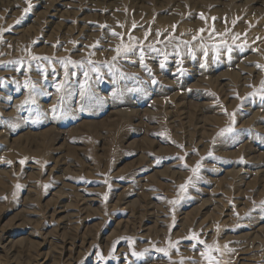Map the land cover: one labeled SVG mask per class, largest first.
<instances>
[{"label": "rangeland", "instance_id": "374dc122", "mask_svg": "<svg viewBox=\"0 0 264 264\" xmlns=\"http://www.w3.org/2000/svg\"><path fill=\"white\" fill-rule=\"evenodd\" d=\"M262 89L264 0H0V264H264Z\"/></svg>", "mask_w": 264, "mask_h": 264}, {"label": "bare ground", "instance_id": "6f19581e", "mask_svg": "<svg viewBox=\"0 0 264 264\" xmlns=\"http://www.w3.org/2000/svg\"><path fill=\"white\" fill-rule=\"evenodd\" d=\"M261 2V1H259ZM56 3V2H55ZM220 9V8H219ZM219 9H215V11H218ZM220 11H223V9ZM216 12H214L213 14H208V15H214ZM223 14H226V12L224 11ZM51 15V14H50ZM227 16H230L229 14H226ZM53 21V20H52ZM161 22L165 23L167 22V20H160ZM228 21V20H227ZM223 36H225L227 38V41H234L235 39V35L233 34V32L229 31L228 33H225ZM224 37V38H225ZM110 115H115V112L113 113H110ZM57 139H60V141H63L65 142V139L64 140H61V138H57ZM140 153V152H139ZM141 155V153H140ZM139 155V156H140ZM244 159H246L247 161H249V163H251V165L253 166V169L252 170H249V171H246V175H255V176H259V177H262L264 176V160H261L259 156L255 155V152H252L251 149H246L245 152H244ZM142 164V163H141ZM139 171V170H138ZM139 175V174H138ZM139 177V176H138ZM142 178V177H141ZM147 179V178H146ZM68 193V192H65V194ZM141 193V191H140ZM68 194H71V193H68ZM54 196V195H53ZM84 196V195H83ZM55 197V196H54ZM57 197V196H56ZM64 197V196H63ZM95 197V196H94ZM57 198H60V196L58 195ZM91 198V197H90ZM135 199V198H134ZM94 202L95 200L93 198L91 199H87V200H83V203H82V207H81V210L82 211H85L87 210L89 207H90V204L89 202ZM99 202V201H98ZM127 202H129L128 200H116L115 201V205H117L118 207H121L122 209L124 208V206H126ZM62 203V202H61ZM60 203V204H61ZM131 203V202H130ZM58 203V211L56 212L57 215H59V223H60V228L61 229H64V228H69V227H72L75 223H77L79 221L80 218H78V215H79V212L78 211H75L73 210L72 208H68L67 206L66 207H63L62 205H60ZM129 204V203H128ZM60 205V206H59ZM148 205V209H149V213L151 214V217L155 220V222H157L158 224L162 222L161 220V216H159V213H157L155 211V206L149 202L147 203ZM210 209H211V205H210ZM87 212V211H86ZM88 213V212H87ZM161 215V214H160ZM83 218V217H82ZM58 219V218H57ZM83 220V219H82ZM65 231V230H64ZM76 231V230H75ZM260 233V230H259V227L258 228H254L252 229L248 236L249 237H253L257 234ZM14 236L12 235H6L4 234L3 236V239L0 243V246H1V249L3 251H5L7 254L9 255H12L14 256L15 252H16V249L14 248V246L11 245V243H13V240H11ZM87 239V238H85ZM82 241V240H81ZM92 242V241H91ZM85 243V241L80 244V245H77L75 246V251L77 253V250L81 248V246ZM253 243V242H252ZM92 244V243H91ZM76 245V244H75ZM85 245V244H84ZM45 246V245H44ZM71 254L68 255V257H70ZM123 256V255H121ZM67 257V258H68ZM69 259V258H68ZM121 261H125V259L123 257H120ZM28 261H30L31 263H29ZM100 261V260H99ZM27 263L25 264H47L48 262V257L45 256V257H42V256H38V257H35L30 259V260H26ZM101 263V261H100ZM91 264H98V263H91ZM125 264V263H123Z\"/></svg>", "mask_w": 264, "mask_h": 264}, {"label": "snow or ice", "instance_id": "6c2138e0", "mask_svg": "<svg viewBox=\"0 0 264 264\" xmlns=\"http://www.w3.org/2000/svg\"><path fill=\"white\" fill-rule=\"evenodd\" d=\"M29 7H30V5H29ZM25 11L27 12L28 9L26 8ZM201 18L203 19V17H201ZM202 31H203V30H202ZM229 51H230V49H229ZM117 52H119V49H117ZM161 67H163V64L161 65ZM258 67H259V66H258ZM262 90H264V89H262ZM232 123L235 124V114H233ZM225 131H226V132H232V131H233V128H232V127H229V128L226 129ZM21 163H23V161H22ZM198 170H199V165H197V167H196L195 169H193V172L196 173ZM180 190H181L182 192H183V191H186V190H187V185H186V184L181 185V186H180ZM171 203L175 204V203H177V201H171ZM193 238H195V237H193ZM201 243H202V242H201ZM158 251H164V250H163V249H158ZM134 254H135V253H134ZM165 254H167V253H165ZM202 255H203V253H202ZM101 259H102V257H101ZM208 259H209L210 264H211V257H208Z\"/></svg>", "mask_w": 264, "mask_h": 264}]
</instances>
